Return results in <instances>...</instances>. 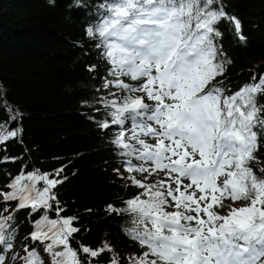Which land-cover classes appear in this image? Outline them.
I'll return each mask as SVG.
<instances>
[{
    "label": "snow or ice",
    "instance_id": "obj_1",
    "mask_svg": "<svg viewBox=\"0 0 264 264\" xmlns=\"http://www.w3.org/2000/svg\"><path fill=\"white\" fill-rule=\"evenodd\" d=\"M96 16L85 35L107 67L83 103L116 129L113 172L137 191L107 211L138 251L78 241L59 199L67 166L25 165L0 186V264H264V69L231 85L222 44V25L246 43L242 21L225 0H103ZM0 113V164L16 163L7 145L21 141L22 114L3 95ZM21 210L39 217L22 240Z\"/></svg>",
    "mask_w": 264,
    "mask_h": 264
},
{
    "label": "trees",
    "instance_id": "obj_2",
    "mask_svg": "<svg viewBox=\"0 0 264 264\" xmlns=\"http://www.w3.org/2000/svg\"><path fill=\"white\" fill-rule=\"evenodd\" d=\"M81 2L87 6H76V0H0V95L22 114L11 126L23 128L21 141L7 145V154L20 160L0 164V186L9 182V173L15 176L25 165L28 171L67 166L59 199L67 208L64 215L79 217L76 239L92 247L108 242L129 256L138 249L122 230L126 218L110 214L107 206L122 207L120 201L137 190L126 188L113 172L121 166L110 143L116 129H100L96 121L103 117L83 103L93 100L107 67L85 35L103 0ZM225 3L242 21L247 37L241 44L221 26L222 44L232 61L225 76L239 87L249 82L251 73L264 69V0ZM93 64L97 71L89 73L87 67ZM256 155L264 157V145ZM38 218L19 212L21 240L32 230L30 220Z\"/></svg>",
    "mask_w": 264,
    "mask_h": 264
},
{
    "label": "rangeland",
    "instance_id": "obj_3",
    "mask_svg": "<svg viewBox=\"0 0 264 264\" xmlns=\"http://www.w3.org/2000/svg\"><path fill=\"white\" fill-rule=\"evenodd\" d=\"M8 255H10V253ZM5 264H8L7 260L5 261Z\"/></svg>",
    "mask_w": 264,
    "mask_h": 264
}]
</instances>
